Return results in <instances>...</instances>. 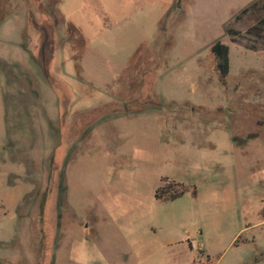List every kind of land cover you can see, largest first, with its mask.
I'll use <instances>...</instances> for the list:
<instances>
[{
	"label": "rangeland",
	"instance_id": "rangeland-1",
	"mask_svg": "<svg viewBox=\"0 0 264 264\" xmlns=\"http://www.w3.org/2000/svg\"><path fill=\"white\" fill-rule=\"evenodd\" d=\"M258 1L0 0V264H264Z\"/></svg>",
	"mask_w": 264,
	"mask_h": 264
},
{
	"label": "trees",
	"instance_id": "trees-1",
	"mask_svg": "<svg viewBox=\"0 0 264 264\" xmlns=\"http://www.w3.org/2000/svg\"><path fill=\"white\" fill-rule=\"evenodd\" d=\"M255 11L264 12V0H260L257 3L253 4L252 6H250L249 8L244 9L241 12L240 16ZM230 32L232 31L229 30L228 33ZM248 33L258 38V40L260 41V48L264 50V13L260 16L256 24L248 29ZM233 41L236 40L233 39ZM211 52L216 56L218 60L217 69L219 71L220 80L221 82L225 83L230 69L229 48L223 45L221 42H216L211 47ZM78 124H79V119L77 120L75 119L74 121L71 122L70 135H66V131L64 133L62 132V136H65V138H63V142L66 143V139H69L70 137L74 138L76 135L80 133V130L79 132L76 131V129H78L79 127ZM55 171H56V167L54 166L52 179H54ZM187 190H188L187 186L176 183L175 181L170 179H165L163 181V185L156 190L155 198L159 202L174 201L180 198ZM193 196L194 197L197 196V190L195 187L193 188ZM260 216L261 219L264 221V208L261 210ZM240 240L241 237H239V239L236 241L235 244H238ZM199 252L203 253V250L200 249Z\"/></svg>",
	"mask_w": 264,
	"mask_h": 264
},
{
	"label": "crops",
	"instance_id": "crops-1",
	"mask_svg": "<svg viewBox=\"0 0 264 264\" xmlns=\"http://www.w3.org/2000/svg\"><path fill=\"white\" fill-rule=\"evenodd\" d=\"M262 210V209H261ZM261 212V211H260ZM202 254H204V250H203V253ZM210 257L209 256H207V263L206 264H212V262L210 261Z\"/></svg>",
	"mask_w": 264,
	"mask_h": 264
},
{
	"label": "water",
	"instance_id": "water-1",
	"mask_svg": "<svg viewBox=\"0 0 264 264\" xmlns=\"http://www.w3.org/2000/svg\"><path fill=\"white\" fill-rule=\"evenodd\" d=\"M52 160H53V158H52ZM52 160H51V161H52Z\"/></svg>",
	"mask_w": 264,
	"mask_h": 264
}]
</instances>
